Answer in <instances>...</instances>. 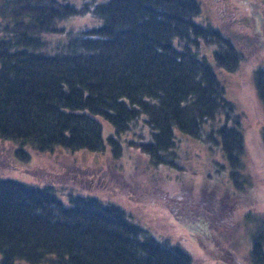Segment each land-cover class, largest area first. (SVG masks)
I'll return each mask as SVG.
<instances>
[{"label": "trees", "instance_id": "obj_1", "mask_svg": "<svg viewBox=\"0 0 264 264\" xmlns=\"http://www.w3.org/2000/svg\"><path fill=\"white\" fill-rule=\"evenodd\" d=\"M200 11L198 0H92L80 8L67 0H1L0 139L16 143L24 158L28 147L102 152L108 142L115 159L123 154L121 136L136 134L131 158L174 166L182 149L177 132L204 142L220 135L239 175L243 134L214 127L232 104L200 50L207 45L228 71L243 57L236 38L195 22ZM87 12L100 26L75 33L59 26ZM255 79L264 106V68ZM104 121L114 129L107 139ZM60 190L0 177V264H194L120 206L74 190L66 204ZM207 196L202 213L216 209V195ZM251 256L264 264V224L251 237Z\"/></svg>", "mask_w": 264, "mask_h": 264}, {"label": "rangeland", "instance_id": "obj_2", "mask_svg": "<svg viewBox=\"0 0 264 264\" xmlns=\"http://www.w3.org/2000/svg\"><path fill=\"white\" fill-rule=\"evenodd\" d=\"M67 1L80 8L92 0ZM198 1L201 11L195 22L236 38L243 57L237 69L228 71L215 63L207 45L200 50L211 60L232 104L227 114L216 117L214 127H236L243 134L239 175H232L220 135L217 141L204 142L177 132L182 149L174 155V166L156 165L142 156L131 158L138 154L130 143L137 140L136 134L121 136L123 154L115 159L108 142L102 152L58 146L41 153L28 147L24 158L16 153V143L0 139V177L32 185L54 184L61 188L58 196L64 203L74 190L120 206L157 241L190 253L194 264H253L251 237L264 224V106L255 79L256 70L264 68V0ZM100 24L87 12L63 18L59 26L75 33ZM103 128L105 139L114 133L106 121ZM208 194L212 199L216 195V209L202 213L200 206L210 203ZM248 214H253L251 220ZM220 246L232 254H220ZM231 256L235 263L229 261Z\"/></svg>", "mask_w": 264, "mask_h": 264}]
</instances>
